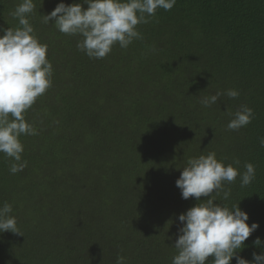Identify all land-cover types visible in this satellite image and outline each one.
Wrapping results in <instances>:
<instances>
[{
	"label": "trees",
	"instance_id": "16d2710c",
	"mask_svg": "<svg viewBox=\"0 0 264 264\" xmlns=\"http://www.w3.org/2000/svg\"><path fill=\"white\" fill-rule=\"evenodd\" d=\"M21 2L0 0V28L18 27L10 13ZM59 3L82 0H34L28 17L48 45L52 85L24 114L37 131L20 137L27 167L11 174L0 153V206H13L22 235L0 234V264H116L121 255L126 264H172L178 217L197 203L175 182L188 158L207 152L241 173L255 166L248 186L237 176L225 184L229 199L216 203L239 204L249 227L259 225L237 255L264 253V0H176L137 25L142 39L103 59L78 50L80 36L42 22ZM229 89L239 96L200 103ZM241 105L254 119L230 131L228 112ZM124 142L134 162L131 149H121L125 162L111 151ZM146 164L153 182L136 176Z\"/></svg>",
	"mask_w": 264,
	"mask_h": 264
},
{
	"label": "clouds",
	"instance_id": "9594fccd",
	"mask_svg": "<svg viewBox=\"0 0 264 264\" xmlns=\"http://www.w3.org/2000/svg\"><path fill=\"white\" fill-rule=\"evenodd\" d=\"M83 4H87L86 9ZM175 4L176 0H82V3L71 5L59 3L50 14L41 15V18L44 24L51 22L63 34L80 36L76 46L90 59H103L111 53L113 46L118 44L127 49L134 39H142L137 25L148 23L157 9L170 11ZM34 8V0H22L10 13L18 20V27L0 28L3 32L0 35V153L11 159V174L27 167V161L21 155L24 151L21 135L37 134L24 114L52 85L53 65L47 59L48 45L40 42L28 18ZM222 95L235 99L239 92L235 89L217 91L215 95L203 97L200 103L205 108L211 107ZM228 115L227 129L230 131H238L254 119L253 110L246 105ZM259 144L264 147V137L259 139ZM112 145L116 147L111 151L122 160L121 149H131L128 160L134 162V150L127 142ZM119 159H107L109 166ZM234 163L239 165L240 162ZM150 165H142V170L138 168L136 176L146 175L153 182L155 176L146 169ZM133 167L127 168V175L133 173ZM244 169L241 173L233 164L225 165L223 160L217 159L215 152L186 160L175 182L176 187L183 199L195 198L197 203L178 217L183 226L178 229L172 245L176 250L172 264H230L234 257L236 264H264V253L257 255L254 252L252 261L237 255L259 225L253 223L249 227V216L239 204L230 208L216 203L221 194L223 200L229 199L231 189L225 184L234 183L237 176H240L241 187L255 179L253 164H244ZM116 170L120 171L121 166ZM156 179L162 177L156 176ZM12 213L13 206L8 202L0 206V234L21 235ZM114 225L120 230L119 225ZM254 244L260 246V238ZM116 264H126V257L118 256Z\"/></svg>",
	"mask_w": 264,
	"mask_h": 264
}]
</instances>
